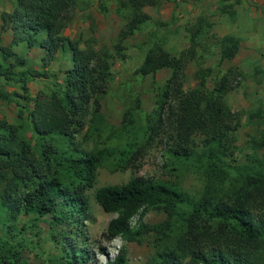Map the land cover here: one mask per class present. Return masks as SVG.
Masks as SVG:
<instances>
[{"label": "trees", "instance_id": "obj_1", "mask_svg": "<svg viewBox=\"0 0 264 264\" xmlns=\"http://www.w3.org/2000/svg\"><path fill=\"white\" fill-rule=\"evenodd\" d=\"M158 2L119 0L127 15L113 45L116 55L124 57V39L149 18L144 7ZM75 4L76 0H14L12 10L0 11V31L10 32L9 42H0V100L16 101L18 95L32 102L27 126L0 118V213L7 219L20 213L50 214L54 220L76 222L88 208L85 190L93 186L98 164L110 155L108 148L85 151L75 142L87 121L100 118V99L111 65L106 47L86 43L80 48L77 40L62 33ZM21 43L41 49L39 72L15 69L23 59L13 47ZM218 44L220 61L232 59L239 48L232 34L222 35ZM58 51H67L71 63L63 70L61 83L28 96V79L45 77ZM184 67L160 45L146 50L135 73L146 75L165 68L169 75L140 139L143 145L162 149L171 169L186 160L201 168L204 190L192 197L143 175L98 186L95 202L113 214L101 235L107 241L119 237L140 242L143 234H151L154 252L148 264H264V135L253 142L262 150L260 157L231 164L240 114L230 109L225 95L238 84V73L228 67L212 77L209 66H198L194 85L184 89ZM12 83L19 84L20 94L4 89ZM137 144L127 140L120 154L131 153ZM140 150L130 154L131 164ZM148 210L165 217L147 223L142 216ZM13 236L8 226L0 234V264H28ZM63 254L57 264H84L87 258L84 248L64 247ZM126 254L121 245L106 264H129Z\"/></svg>", "mask_w": 264, "mask_h": 264}, {"label": "rangeland", "instance_id": "obj_2", "mask_svg": "<svg viewBox=\"0 0 264 264\" xmlns=\"http://www.w3.org/2000/svg\"><path fill=\"white\" fill-rule=\"evenodd\" d=\"M13 6L14 0H0V11H10ZM144 11L149 18L124 39L123 58L113 50L127 15V9L119 7V0H76L62 29L64 35L77 40L80 48L92 43L95 48L104 46L111 53L110 77L100 99V118L87 121L81 134L75 136L79 148L85 151L108 148L110 155L98 164L94 184L85 190L88 208L76 222L54 220L50 214L36 217L20 213L7 219L0 213V234L7 226L13 229L12 240L28 264H57L64 256V247L84 248L87 252L84 264H106L121 245L126 247L129 264H148L154 252L151 234H143L140 242H124L119 237L107 241L102 237L113 214L97 205L93 197L95 188L143 175L165 181L192 197L204 190L201 168L186 160L175 163L177 167L171 169L162 149L141 143L147 116L155 108V98L169 75V69L165 68L146 75L134 71L146 50L155 44L184 63V89L194 85L193 72L198 66H209L212 77L228 67L236 70L239 82L225 95L230 109L240 114L230 163H249L262 153L253 147V142L264 135V0H159L154 6L144 7ZM224 34L236 36L239 48L232 59L220 61L218 41ZM9 39V31H0L1 43L7 44ZM13 49L23 59V64L15 67L17 71H40L42 51L37 45L29 47L21 43ZM69 56L67 51H58L46 67L45 77L28 79L27 95L34 96L38 91H47L51 84L61 83L63 70L71 64ZM18 85L12 83L4 89L20 94ZM14 98L16 101L0 100V118L27 126V111L32 102L18 95ZM131 139L138 142L133 151L141 148L133 164L128 159L133 151L124 156L119 152ZM137 217L132 218V223ZM164 217L160 211L148 210L142 219L154 223Z\"/></svg>", "mask_w": 264, "mask_h": 264}]
</instances>
